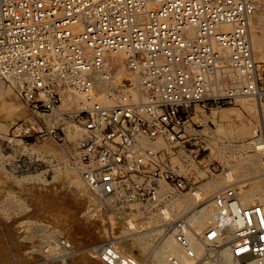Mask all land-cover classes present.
<instances>
[{
  "label": "built area",
  "instance_id": "1",
  "mask_svg": "<svg viewBox=\"0 0 264 264\" xmlns=\"http://www.w3.org/2000/svg\"><path fill=\"white\" fill-rule=\"evenodd\" d=\"M259 9L257 0H0V79L31 112L16 133L66 144L79 131L73 163L94 198L171 209L188 190L175 163L193 161L185 144L193 107L249 98L264 108V60L252 39ZM70 92L81 101L65 109ZM241 195L235 185L216 192L214 222L202 232L186 216L169 223L192 264L216 260L223 246L236 261L264 264V203ZM193 231L207 248L200 256ZM46 244L74 253L57 233ZM92 253L104 264H139L110 242Z\"/></svg>",
  "mask_w": 264,
  "mask_h": 264
},
{
  "label": "rangeland",
  "instance_id": "2",
  "mask_svg": "<svg viewBox=\"0 0 264 264\" xmlns=\"http://www.w3.org/2000/svg\"><path fill=\"white\" fill-rule=\"evenodd\" d=\"M257 1L259 17L254 21H261L253 22L252 34L261 38L263 45L255 51L264 60V0ZM0 84V264H104L92 249L105 242L136 257L139 264H153L151 250L172 234L171 228L167 231L171 221L182 216L190 219L197 211L209 208V197L223 186L235 184L242 193L260 185V180L250 179L252 175L244 167L246 161L260 156L248 143L260 138L264 145V120L260 118L264 109L249 98L193 107V137L185 143L193 161L186 167L175 163L181 167L177 172L189 180L188 190L174 198L186 208L173 207L165 218L163 211L168 207L160 211L139 205L127 208L94 198L73 163L79 133H70L66 144L35 131L31 136L17 134L15 124L27 121L31 112L9 83L0 79ZM239 120L250 123V130L256 133L246 130L245 134ZM77 179L82 183L77 184ZM197 191L201 196L196 201ZM156 228L162 234L142 240L138 237ZM51 233L68 240L74 253L64 257L62 252L49 250L46 242Z\"/></svg>",
  "mask_w": 264,
  "mask_h": 264
},
{
  "label": "bare ground",
  "instance_id": "3",
  "mask_svg": "<svg viewBox=\"0 0 264 264\" xmlns=\"http://www.w3.org/2000/svg\"><path fill=\"white\" fill-rule=\"evenodd\" d=\"M256 16L257 15H255V17ZM257 17H259V16H257ZM259 20L261 21V19H258V21H256V20L255 21L259 22ZM255 21H253V22H255ZM253 34H252V39L254 42V47L255 48H256V46L262 47L263 44H262V41L260 40L261 38H258L255 34L254 35ZM1 87H2V85H1ZM3 94H5V93H3ZM80 101H81L80 96L74 94L73 92H70L67 95L66 99L64 100L63 105H64L65 109H72V108L78 106ZM262 109H264V108H262ZM222 112H223L222 114H225L224 111H222ZM227 115H228V112H227ZM260 116H261L260 118L264 120V110H260ZM241 119H243V118H241ZM239 121H240L241 125H243V127L239 124H238V126L242 127L243 131L245 130V132H246V130L247 131L249 130L250 132L253 131V133H256V131L254 129H252V131L250 130V128H249L250 123H248L249 125H247V124L245 125L244 122L246 120L243 121V124H242L241 120H239ZM240 129L237 128L238 132L241 131V133H239V134H243L242 129L241 130ZM262 130L264 131V126H262ZM249 131H248V133H250ZM75 133L78 134L79 131H76ZM245 134H247V132ZM79 135H80V133L78 134L77 138L79 137ZM77 138H76V140H77ZM158 144L160 146H163L165 143L160 141ZM248 144H250V146L254 150H256L258 155H260V156H259V158L254 157L250 161H246L244 163V167L252 175V177H250V179L255 178V179L260 180L261 182L257 188L250 190V191L242 192L241 200L244 204H251V203H253V201H259L261 203H264V159L261 158L262 154H264V145L262 144V141L260 140V138L253 139ZM254 156H256V155H254ZM228 174H230V173H228ZM229 179L231 180L232 178L229 176ZM76 182H77V184L82 183L78 179L76 180ZM232 185H235V184H230L229 186H232ZM216 187H219V188L221 187L219 182H217ZM226 187H228V186H226ZM226 187L223 186V189ZM208 190L210 192L211 188L208 187ZM216 192H218V190ZM216 192H214V193H216ZM194 195H195V197L197 196L195 198V200L200 198V196H201V194L198 191L195 192ZM212 197L213 196L209 197V201H210L209 208L197 211L196 213H194V215L190 219H188V217H187L190 225L193 227L194 231H196V232H202L204 229H206L209 225L213 224V222H214L215 206H214ZM170 205H171V209L165 208V210L163 211L165 218H168V216H170V214H171L170 211L173 210V207H178V208H181L183 210L186 208V206H185L186 204H183L182 201H179L178 199L172 200L170 202ZM193 206H194V204H193ZM191 207H192V205H191ZM195 208H196V206H195ZM190 210H191V208H190ZM183 215H185V214H183ZM131 225H132V227L130 226L131 228L135 227L133 223ZM195 226L198 227L197 228L198 230L195 228ZM160 227H162V226L160 225ZM204 227H206V228H204ZM167 231H170V226H168ZM194 231H193V233L189 234V237L192 241V247L195 249L198 256H200L205 250H207V248H205L202 244H200L197 240H195V238H194L195 232ZM161 232H162L161 230H157V228H156V229H154V231L149 230L148 232H143V233H139V234L137 233V234H138V237L142 240V239H145L146 237H154L155 235H157ZM167 234H168V232H167ZM151 251L152 252L154 251L152 254L153 259H154L153 264H168V260H169L170 256H177V257L181 258L184 264H191V262L193 261L192 259H190L186 256L184 249L182 247H180V245L176 242L173 233L168 235L165 238V240L163 241V243H160ZM199 264H259V262L256 259H252V258L245 259L242 261H236L231 256L229 248L227 246H223L219 250V254H218V257L216 260H210V259L205 258V259L201 260L199 262Z\"/></svg>",
  "mask_w": 264,
  "mask_h": 264
}]
</instances>
